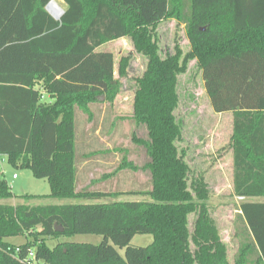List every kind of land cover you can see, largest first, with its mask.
<instances>
[{
    "label": "trees",
    "instance_id": "obj_1",
    "mask_svg": "<svg viewBox=\"0 0 264 264\" xmlns=\"http://www.w3.org/2000/svg\"><path fill=\"white\" fill-rule=\"evenodd\" d=\"M53 1L0 0V157L48 180V198L112 195L78 190V168L106 153L81 152L94 143L86 129L94 121L92 131L98 129L94 108L112 102L117 93L114 56L101 48L129 38L147 59L133 103V122L147 139H133L146 149L143 170L150 181L142 195L151 201L0 204V264H32L31 250L45 264H264V203L241 205L251 247L244 246L231 263L209 216L206 184L189 182L190 167L177 146L182 125L175 113L178 75L194 59L213 111L233 116V194L245 200L264 197V0H62L66 9L60 20L46 10ZM170 18L185 26L190 51L182 55L176 47L162 58L152 30ZM125 64L123 59L121 75ZM45 94L51 101H44ZM125 168L138 169L123 160L117 171ZM12 198L6 181H0V201ZM77 235L103 241L54 248L44 242ZM138 235H151L153 243L132 246ZM19 236L27 242L7 241ZM252 245L257 261L249 263ZM117 248L125 250V257Z\"/></svg>",
    "mask_w": 264,
    "mask_h": 264
},
{
    "label": "rangeland",
    "instance_id": "obj_2",
    "mask_svg": "<svg viewBox=\"0 0 264 264\" xmlns=\"http://www.w3.org/2000/svg\"><path fill=\"white\" fill-rule=\"evenodd\" d=\"M62 10L66 9L61 0H54ZM153 41L157 42L162 58L173 55L176 47L183 53L190 51L185 26L170 18L159 23L153 30ZM101 50L111 52L115 60V79L117 93L112 102L101 101L94 108L99 124L96 133L92 131L93 123H87L86 129L92 134L94 143L81 147V152L90 153L92 150L105 151L96 158L78 168V190L88 189L97 192H108V195L99 200H59L48 198L51 194L50 184L46 179L35 178L31 171L12 166L6 157H0V181H6L13 198L1 200L0 204L30 206L64 205V204H110L115 202H142L151 201V198L142 195L147 191L150 181L149 173L143 170L148 161L146 149L139 146L133 139H147L143 128L133 122V103L137 89V79L141 77L147 66V59L138 53L129 38L106 43ZM126 62L123 75L120 74L121 62ZM177 92L179 105L176 116L182 125V137L178 148L184 152L190 167V184L195 180H203L207 186L206 205L210 218L214 221L223 241L227 245L228 256L234 263L240 256L244 246L251 247V236L241 216L240 207L248 201L264 203V197L243 199L233 194V151L231 135L233 116L231 113L216 114L206 94L202 72L197 61L190 59L187 68L178 75ZM38 88L42 89L41 85ZM50 98L45 94L44 101ZM100 112L102 113H99ZM101 114V115H100ZM78 116H84L77 110ZM81 144V143H80ZM126 151L127 156H126ZM78 152V147H77ZM126 156V157H124ZM126 160L138 167L137 170L125 168L117 171L121 162ZM14 175L18 179H13ZM121 193L115 195V193ZM135 194H129V193ZM26 196H35L26 200ZM197 215L189 218L190 231L193 230ZM8 242L14 245H23L27 242L26 236L9 238ZM103 237L97 235H77L71 238H46L44 242L50 248L60 243L73 242L81 244L99 245ZM153 243L151 235L134 237L131 245L134 247H148ZM119 254L125 257V250L117 248ZM249 256V263L257 261V252L253 249Z\"/></svg>",
    "mask_w": 264,
    "mask_h": 264
},
{
    "label": "bare ground",
    "instance_id": "obj_3",
    "mask_svg": "<svg viewBox=\"0 0 264 264\" xmlns=\"http://www.w3.org/2000/svg\"><path fill=\"white\" fill-rule=\"evenodd\" d=\"M49 11L52 13V15L59 17V15L62 12V8L60 7V5L57 2H55V3H52L50 5Z\"/></svg>",
    "mask_w": 264,
    "mask_h": 264
},
{
    "label": "built area",
    "instance_id": "obj_4",
    "mask_svg": "<svg viewBox=\"0 0 264 264\" xmlns=\"http://www.w3.org/2000/svg\"><path fill=\"white\" fill-rule=\"evenodd\" d=\"M52 3H54V2H51V3L49 4V7H50V5H51ZM16 178H17L16 175H14L13 179H16ZM19 251H20V250L18 249L17 252H19ZM29 258H30L32 264H45L44 262H40V263H38V262L36 261V252H35V250H31V251L29 252Z\"/></svg>",
    "mask_w": 264,
    "mask_h": 264
},
{
    "label": "water",
    "instance_id": "obj_5",
    "mask_svg": "<svg viewBox=\"0 0 264 264\" xmlns=\"http://www.w3.org/2000/svg\"><path fill=\"white\" fill-rule=\"evenodd\" d=\"M46 10L48 11V13L50 14V15H52V13L49 11V5H48V7L46 8ZM64 13H65V10H62V12H61V14L59 15V17H56V16H54V15H52L56 20H60V18L64 15ZM63 230L60 228V227H57V232H62Z\"/></svg>",
    "mask_w": 264,
    "mask_h": 264
},
{
    "label": "crops",
    "instance_id": "obj_6",
    "mask_svg": "<svg viewBox=\"0 0 264 264\" xmlns=\"http://www.w3.org/2000/svg\"><path fill=\"white\" fill-rule=\"evenodd\" d=\"M61 1H62V0H61ZM49 101H51V100H49ZM16 179H18V178H16ZM16 179H15V180H16Z\"/></svg>",
    "mask_w": 264,
    "mask_h": 264
}]
</instances>
